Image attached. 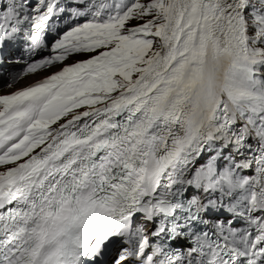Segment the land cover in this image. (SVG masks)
Listing matches in <instances>:
<instances>
[{
    "label": "snow or ice",
    "instance_id": "1",
    "mask_svg": "<svg viewBox=\"0 0 264 264\" xmlns=\"http://www.w3.org/2000/svg\"><path fill=\"white\" fill-rule=\"evenodd\" d=\"M9 66L0 264H264V0H0Z\"/></svg>",
    "mask_w": 264,
    "mask_h": 264
},
{
    "label": "rangeland",
    "instance_id": "2",
    "mask_svg": "<svg viewBox=\"0 0 264 264\" xmlns=\"http://www.w3.org/2000/svg\"><path fill=\"white\" fill-rule=\"evenodd\" d=\"M55 70H56V69H52V70H48V71L42 72L41 75L38 76V77L46 76V75H48L51 71H55ZM30 77H34V76H28V77H26V78L20 80L18 83H22V84H18V85L15 86V87H19V88H20L21 86L24 85L25 82L29 81V80H25V79L30 78ZM32 79H34V78H32ZM32 79H30V80H32ZM35 79H36V78H35ZM27 85H29V84H27ZM27 85H26V86H27Z\"/></svg>",
    "mask_w": 264,
    "mask_h": 264
},
{
    "label": "bare ground",
    "instance_id": "3",
    "mask_svg": "<svg viewBox=\"0 0 264 264\" xmlns=\"http://www.w3.org/2000/svg\"><path fill=\"white\" fill-rule=\"evenodd\" d=\"M41 75V74H40ZM32 78H34V79H32ZM36 78V79H35ZM41 77H38V76H34V77H30V78H27V79H25V80H29V81H27V82H25L24 83V85L23 86H21L20 88H23L24 86H26L27 84H30V83H32V82H34V81H36V80H38V79H40ZM30 79H32V80H30ZM18 84H22V83H18ZM17 84V85H18ZM17 85H15V86H17ZM15 86H13V89H18L19 87H15Z\"/></svg>",
    "mask_w": 264,
    "mask_h": 264
}]
</instances>
